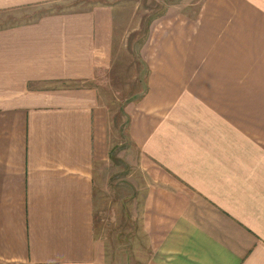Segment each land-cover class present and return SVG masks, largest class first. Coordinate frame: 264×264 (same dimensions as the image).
Listing matches in <instances>:
<instances>
[{
    "label": "crops",
    "instance_id": "crops-1",
    "mask_svg": "<svg viewBox=\"0 0 264 264\" xmlns=\"http://www.w3.org/2000/svg\"><path fill=\"white\" fill-rule=\"evenodd\" d=\"M116 12L99 1L0 27V264H113L98 223L112 106L94 83ZM148 25L145 90L123 108L139 262L264 264V0L171 5Z\"/></svg>",
    "mask_w": 264,
    "mask_h": 264
},
{
    "label": "rangeland",
    "instance_id": "rangeland-1",
    "mask_svg": "<svg viewBox=\"0 0 264 264\" xmlns=\"http://www.w3.org/2000/svg\"><path fill=\"white\" fill-rule=\"evenodd\" d=\"M99 1L116 7L115 41L111 68L94 83L112 106L109 147L112 150L107 166L108 178L99 187L102 211L99 216L101 234L111 240L113 264H140L137 251L140 205L134 200V170L127 158L131 150L127 137V121L123 108L145 90L146 68L139 59L138 47L145 39L150 18L161 14L167 6L196 3L199 0H64L42 7H30L0 13V27L28 20L49 9H84ZM183 3V4H182ZM197 6L185 7L194 14Z\"/></svg>",
    "mask_w": 264,
    "mask_h": 264
}]
</instances>
